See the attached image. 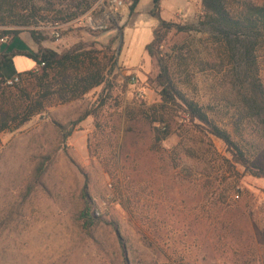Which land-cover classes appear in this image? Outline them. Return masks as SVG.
Returning a JSON list of instances; mask_svg holds the SVG:
<instances>
[{
    "label": "rangeland",
    "instance_id": "rangeland-1",
    "mask_svg": "<svg viewBox=\"0 0 264 264\" xmlns=\"http://www.w3.org/2000/svg\"><path fill=\"white\" fill-rule=\"evenodd\" d=\"M193 3V18L181 14L169 21L192 29L170 30L161 51L177 86L232 133L223 73L199 66L221 61L224 50L200 31L201 0H190L189 7ZM94 11L96 4L79 18L82 23L76 19L59 29L49 17L20 29L41 31L61 52L87 34L91 40L95 31L85 18ZM111 26L95 36L105 72L114 57L110 92L99 86L0 135V264H264V179L229 164L224 144L191 131L185 116H172L169 135L156 143L142 110L159 102L150 82L157 62L144 51V31ZM1 40L7 48L9 40ZM258 41L257 79L264 84V36ZM94 109L97 118L77 122ZM60 128L70 130L63 144ZM42 157L45 172L25 197ZM84 187L99 218L86 232L75 221Z\"/></svg>",
    "mask_w": 264,
    "mask_h": 264
},
{
    "label": "trees",
    "instance_id": "trees-1",
    "mask_svg": "<svg viewBox=\"0 0 264 264\" xmlns=\"http://www.w3.org/2000/svg\"><path fill=\"white\" fill-rule=\"evenodd\" d=\"M97 1L0 0V27L9 28L0 30V40L6 38L11 41L22 33L20 28L37 27L48 17L54 24L79 19ZM161 1L153 0L150 15L159 23L153 30L152 42L145 47V52L157 62L158 73L150 82L159 90V102L142 110V116L153 125L155 142L159 143L169 135L172 116H185L191 131L211 136L224 144L231 158L229 164L264 179V84L257 79L256 63V51L262 44L258 39L264 36V1L201 0L200 31L210 33L215 43L223 48L226 61L219 56L221 61L202 62L200 71L210 69L223 73L224 98L233 110L232 133L214 121L205 107L189 98L173 81L169 60L161 51L162 43L170 30L179 33L191 27L163 20L160 17ZM138 2L132 0L131 15ZM28 32L39 44L35 53H6L0 47V135L14 132L48 108L80 99L99 86H102L101 93L110 92L113 87L107 76L114 68V57L109 58L110 70L105 72L107 65L100 66L97 59L100 53L96 49L97 31L91 33V40L79 41L61 52L41 46L45 40L41 31L31 29ZM113 41L110 40L108 47ZM18 55L44 65L38 71L33 69L6 75L4 66ZM14 76L19 78V82L6 85V79ZM87 116L97 118L98 109L84 112L77 122ZM59 134V143L63 144L70 136V130L62 129ZM46 160L42 157L36 166L27 183L25 197L39 185ZM80 200L82 210L75 221L82 232L90 231L98 224L99 218L94 213L95 206L86 187ZM123 264H128V261L125 259Z\"/></svg>",
    "mask_w": 264,
    "mask_h": 264
},
{
    "label": "crops",
    "instance_id": "crops-1",
    "mask_svg": "<svg viewBox=\"0 0 264 264\" xmlns=\"http://www.w3.org/2000/svg\"><path fill=\"white\" fill-rule=\"evenodd\" d=\"M190 0H162L160 3V17L165 21H170L175 17L184 14L186 18H193L196 12V5L193 3L190 7ZM153 6V0H139L134 13L130 16L129 9L124 7L120 11V15L117 19L112 21L114 29L120 30L124 27H136L140 32L144 31V42L143 47H145L153 40V30L158 26L159 21L150 15V11ZM134 20L133 24L130 21ZM86 37L89 39V35ZM91 37V36H90ZM42 47L56 49L47 41H42ZM39 44L33 39L29 32H22L16 38L9 41L8 47L2 49L6 53H11L14 51L35 53L38 50ZM124 65V64H123ZM138 64H134L132 67L126 66L128 69L136 68ZM37 64L25 57V56H15L12 58L11 62L7 63L3 70L6 75L24 73L35 69ZM125 66V65H124Z\"/></svg>",
    "mask_w": 264,
    "mask_h": 264
},
{
    "label": "built area",
    "instance_id": "built-area-1",
    "mask_svg": "<svg viewBox=\"0 0 264 264\" xmlns=\"http://www.w3.org/2000/svg\"><path fill=\"white\" fill-rule=\"evenodd\" d=\"M126 1L127 0H98L96 3L97 12L94 11L87 18H85V20H87L93 31L106 28V25L112 23L113 20L119 17L120 11L126 6ZM82 20L83 18L76 21L82 23ZM62 27L63 25L60 24L55 25V29ZM56 35L58 36V34ZM1 41H3V39ZM43 65L44 64L41 63L40 65H37L35 69L38 71ZM130 80L132 81V84L135 83L134 77H131ZM17 82H19V78L14 76L6 79L5 84L11 86Z\"/></svg>",
    "mask_w": 264,
    "mask_h": 264
}]
</instances>
